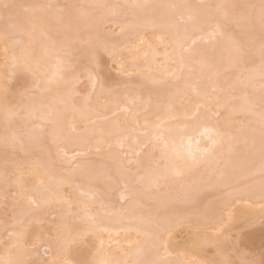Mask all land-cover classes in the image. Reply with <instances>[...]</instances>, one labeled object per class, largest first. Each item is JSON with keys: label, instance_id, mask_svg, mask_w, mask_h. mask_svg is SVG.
Listing matches in <instances>:
<instances>
[{"label": "snow or ice", "instance_id": "1", "mask_svg": "<svg viewBox=\"0 0 264 264\" xmlns=\"http://www.w3.org/2000/svg\"><path fill=\"white\" fill-rule=\"evenodd\" d=\"M0 48V264H264V0H0Z\"/></svg>", "mask_w": 264, "mask_h": 264}, {"label": "bare ground", "instance_id": "2", "mask_svg": "<svg viewBox=\"0 0 264 264\" xmlns=\"http://www.w3.org/2000/svg\"><path fill=\"white\" fill-rule=\"evenodd\" d=\"M20 2L24 3H42V2H52V3H83V4H91V3H98V2H120V3H183V2H191V3H220V2H235V3H258V0H20ZM113 28L116 33L120 32V28L116 27L115 24L113 25ZM117 38V37H114ZM2 48H0V64H2ZM257 82H256V88H259V79H258V61H257ZM107 98H102L99 103L104 104L106 102ZM93 105L95 106L97 104L95 98H93L92 101ZM111 113H109L110 115ZM124 114L121 113V117H123ZM71 119V116L68 117ZM2 121H3V111L0 109V127H2ZM258 167V163L254 166ZM240 198L235 200V203L230 205L228 208L225 209L223 215L225 218V221L227 222L229 220V217L231 215H237L239 216L241 213L244 214H255L258 215L260 212V206L264 201L260 198V190H259V182L257 181L254 186H241L240 189ZM203 196L207 197V200L210 201H216L220 200L222 197L225 196V193L220 191H212V190H206L202 193ZM4 198H5V188L3 186L2 179H0V216H2V210L4 207ZM8 200L11 202L12 196L11 194H8ZM118 198V193H117ZM229 199H232V197H229ZM261 229L259 225L255 228V235H254V241L256 246L261 242ZM123 233H121V238L123 239ZM4 237L0 236V240H2ZM132 239H135V234H132ZM127 247V244L124 245ZM113 252H117L119 255V252L116 248V246H113ZM4 258V252L3 247L0 245V259ZM168 260L172 261H178L180 259H183L180 257L177 253H172L169 256L166 257ZM259 259V258H256Z\"/></svg>", "mask_w": 264, "mask_h": 264}, {"label": "rangeland", "instance_id": "3", "mask_svg": "<svg viewBox=\"0 0 264 264\" xmlns=\"http://www.w3.org/2000/svg\"><path fill=\"white\" fill-rule=\"evenodd\" d=\"M253 251L255 253L256 258H260V253L264 251V249L261 248V242L254 246Z\"/></svg>", "mask_w": 264, "mask_h": 264}]
</instances>
